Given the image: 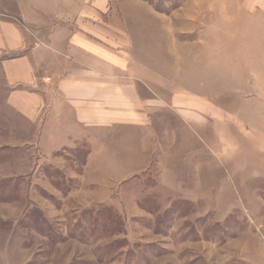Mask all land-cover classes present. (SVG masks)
<instances>
[{
  "label": "rangeland",
  "instance_id": "obj_1",
  "mask_svg": "<svg viewBox=\"0 0 264 264\" xmlns=\"http://www.w3.org/2000/svg\"><path fill=\"white\" fill-rule=\"evenodd\" d=\"M142 1L171 32L160 105L151 132L96 152L109 181L84 173L82 143L40 148L0 71V264H264V4ZM178 93L223 112L188 122Z\"/></svg>",
  "mask_w": 264,
  "mask_h": 264
},
{
  "label": "crops",
  "instance_id": "obj_2",
  "mask_svg": "<svg viewBox=\"0 0 264 264\" xmlns=\"http://www.w3.org/2000/svg\"><path fill=\"white\" fill-rule=\"evenodd\" d=\"M160 19L142 0H0L6 106L37 126L42 149L82 143L84 173L109 181V175L95 172L96 152L103 153L109 141L119 143L121 133L148 134L159 110L154 58L160 39L171 37ZM146 53L152 54L150 63ZM213 101L205 94L178 93L167 106L200 124L207 114L221 116Z\"/></svg>",
  "mask_w": 264,
  "mask_h": 264
}]
</instances>
